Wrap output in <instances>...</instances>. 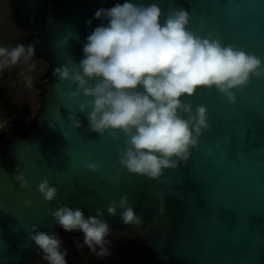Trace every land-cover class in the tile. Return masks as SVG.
Here are the masks:
<instances>
[{"label":"water","instance_id":"obj_1","mask_svg":"<svg viewBox=\"0 0 264 264\" xmlns=\"http://www.w3.org/2000/svg\"><path fill=\"white\" fill-rule=\"evenodd\" d=\"M14 1L15 22L49 70L38 109L29 111L30 125L0 133V264H30L42 254L30 238L32 225L59 236L83 237L55 224L51 212L61 204L81 208L86 217L99 209L112 230L142 233L135 259L105 258L94 264H264V77H252L236 91L235 103L214 89L198 90L185 102L193 110L197 105L208 109L209 129L199 147L186 163L165 170L159 181L133 175L119 163L122 134L116 141L107 132L100 136L87 131L86 113L77 110L85 98L59 99L55 84L65 93L76 86L53 76L55 68H73L83 58L86 37L103 23L93 19L95 12L123 0ZM156 2L165 12L172 7L187 10L189 27L199 35L218 34L223 44L264 61V0ZM70 114L82 127H70ZM16 116L12 113L5 122ZM90 162L100 165V171L88 170ZM18 165L27 187L14 178ZM43 179L58 189L52 202L38 191ZM125 194L144 221L139 227L125 225L120 209L115 217L107 213L109 204Z\"/></svg>","mask_w":264,"mask_h":264},{"label":"clouds","instance_id":"obj_2","mask_svg":"<svg viewBox=\"0 0 264 264\" xmlns=\"http://www.w3.org/2000/svg\"><path fill=\"white\" fill-rule=\"evenodd\" d=\"M93 19L103 23L86 37L83 58L73 68L62 65L53 70L60 82L74 84L75 91L65 93L60 83L55 89L61 100L85 98L77 110L86 113L87 131L100 136L107 132L116 141L122 134L119 163L130 174L159 181L165 170H175L189 160L209 129L207 107L197 105L193 110L185 102L198 90L214 89L235 103L236 91L247 87L252 77H264V61L233 44H223L218 34L199 35L189 27L191 16L183 8L165 12L156 0H123L111 8H99ZM199 31H204L203 23ZM32 55V45L0 46V71ZM68 119L70 127H82L76 115ZM206 155H212V150ZM85 167L92 172L101 168L94 162ZM14 178L21 187L28 186L19 165ZM38 191L46 202L55 200L58 193L47 179L39 182ZM129 199L125 194L118 203L112 201L107 213L115 217L120 209L125 225L139 227L144 221ZM24 204L30 207L31 201ZM51 216L64 231L83 233V246L97 257L110 255L112 229L103 211L97 209L86 217L81 208L61 204ZM29 235L47 264H68V251L58 234L32 225Z\"/></svg>","mask_w":264,"mask_h":264},{"label":"flooded vegetation","instance_id":"obj_3","mask_svg":"<svg viewBox=\"0 0 264 264\" xmlns=\"http://www.w3.org/2000/svg\"><path fill=\"white\" fill-rule=\"evenodd\" d=\"M14 0H0V46L15 47L25 44L27 47V32L17 25L14 20ZM49 70V63L36 55L28 60H21L16 65L0 71V133L8 131L15 126L25 130L32 122L29 118L30 109L37 111L40 103L41 86ZM35 111V112H36ZM8 122L5 120L12 115ZM63 241V247L67 249L68 264H94L105 258L135 259L140 251L143 235L137 230H112L109 252L103 258L91 253L83 246V237L72 235L59 236ZM30 264H47L41 254Z\"/></svg>","mask_w":264,"mask_h":264}]
</instances>
